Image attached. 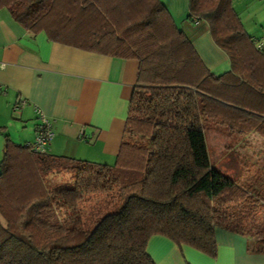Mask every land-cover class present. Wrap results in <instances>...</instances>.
I'll return each mask as SVG.
<instances>
[{
    "label": "trees",
    "instance_id": "16d2710c",
    "mask_svg": "<svg viewBox=\"0 0 264 264\" xmlns=\"http://www.w3.org/2000/svg\"><path fill=\"white\" fill-rule=\"evenodd\" d=\"M0 5L31 33L138 61L112 163L34 152L5 135L0 264H155L145 248L154 234L214 256L217 227L245 236L247 251L264 252V159L236 150L248 135L264 139V114L244 108L264 107V49L231 0L187 4V18L207 21L228 58L229 69L219 74L206 67L162 0ZM211 125L227 138L221 156L208 151ZM97 194L103 197L84 213L81 201Z\"/></svg>",
    "mask_w": 264,
    "mask_h": 264
},
{
    "label": "crops",
    "instance_id": "0c3cea01",
    "mask_svg": "<svg viewBox=\"0 0 264 264\" xmlns=\"http://www.w3.org/2000/svg\"><path fill=\"white\" fill-rule=\"evenodd\" d=\"M162 1L172 15H185L188 0ZM231 6L264 49V0H231ZM191 22L197 23L186 36L206 67L214 74L228 70V58L213 43L206 21ZM137 71L136 59L65 45L43 31L31 33L0 5V147L5 135L14 143L32 142L41 113L52 132L44 152L112 163ZM214 239V256L159 234L149 236L145 248L155 264H264V252L246 250L245 236L217 227Z\"/></svg>",
    "mask_w": 264,
    "mask_h": 264
},
{
    "label": "rangeland",
    "instance_id": "374dc122",
    "mask_svg": "<svg viewBox=\"0 0 264 264\" xmlns=\"http://www.w3.org/2000/svg\"><path fill=\"white\" fill-rule=\"evenodd\" d=\"M172 16H173V19H174L176 26L185 35H187L186 32L190 28L194 27V25L197 23V22H191L192 20L187 18V13H186V15H182V16H175L174 14ZM202 20H204V19H202ZM206 23H207V21H206ZM215 73H217V72H215ZM244 108L253 112V113H256V114H261V115L264 114V107L263 106L248 105ZM205 140L207 142V146L209 149L208 151L212 150L213 155H217L220 153V156H221V154H223L224 145H225L227 138L224 135H221L220 133L216 132V130H214L213 125H211L206 130ZM246 142H247V144L244 148H237V146H236V150L239 152L240 155L244 154V157L246 159L251 160V161L257 160L259 162V158L264 159V139L263 138L255 135V134H251V135H248L246 137ZM0 148H1L0 149V158H1L3 146H1ZM210 153L211 152H209L211 162L216 163V158L213 157V155ZM102 197H103V194H97V195H92V196L88 197L87 199L84 198L81 201L83 204L82 208H83L84 213H86V211L89 210L90 206L92 207V205H97L98 201H96V200L100 201V199ZM250 241L253 243L252 239Z\"/></svg>",
    "mask_w": 264,
    "mask_h": 264
},
{
    "label": "built area",
    "instance_id": "2783aa9c",
    "mask_svg": "<svg viewBox=\"0 0 264 264\" xmlns=\"http://www.w3.org/2000/svg\"><path fill=\"white\" fill-rule=\"evenodd\" d=\"M258 47H261L258 44ZM52 137L49 121L43 114L39 113L34 125V138L28 143L29 148L34 152L44 153L43 148Z\"/></svg>",
    "mask_w": 264,
    "mask_h": 264
}]
</instances>
